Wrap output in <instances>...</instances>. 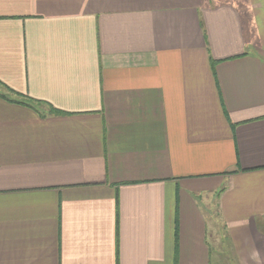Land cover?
<instances>
[{"label":"crops","instance_id":"1","mask_svg":"<svg viewBox=\"0 0 264 264\" xmlns=\"http://www.w3.org/2000/svg\"><path fill=\"white\" fill-rule=\"evenodd\" d=\"M0 83V264H264V0H0Z\"/></svg>","mask_w":264,"mask_h":264},{"label":"trees","instance_id":"2","mask_svg":"<svg viewBox=\"0 0 264 264\" xmlns=\"http://www.w3.org/2000/svg\"><path fill=\"white\" fill-rule=\"evenodd\" d=\"M214 68H215V67H214ZM0 84H1V83H0ZM9 91H10V90H9ZM10 92L13 93L14 91H10ZM14 93H15V92H14ZM15 94L18 96V98H20V100H19V101L16 100V101H14V102L38 110L37 104H38L40 101H36V100L30 98V97L27 96V95L25 96V95L18 94V93H15ZM0 97L8 98V96L3 95L1 92H0ZM8 100H9V99H8ZM10 101H11V100H10ZM41 103H42V102H41ZM50 109H51V107H50ZM50 111H51L50 113H52V114H54V113H55V114H64L63 112L58 111V110H55V109H53V110L51 109ZM117 202H118V201H117ZM177 239H178V219H176V250H177V247H178V245H177Z\"/></svg>","mask_w":264,"mask_h":264},{"label":"rangeland","instance_id":"3","mask_svg":"<svg viewBox=\"0 0 264 264\" xmlns=\"http://www.w3.org/2000/svg\"><path fill=\"white\" fill-rule=\"evenodd\" d=\"M217 218H218L217 216H215L213 218H211L209 216L207 217L210 229H213L215 227V221H216ZM220 223H221V220H220ZM208 239H209L208 241H209L210 244L212 243V241L215 240V238H212L211 234L208 236Z\"/></svg>","mask_w":264,"mask_h":264}]
</instances>
